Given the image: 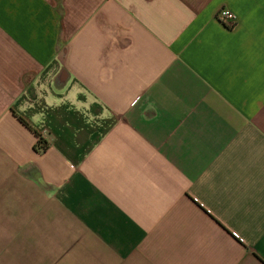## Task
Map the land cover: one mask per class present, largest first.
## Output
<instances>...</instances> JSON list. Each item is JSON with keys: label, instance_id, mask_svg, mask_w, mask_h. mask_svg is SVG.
<instances>
[{"label": "crops", "instance_id": "1", "mask_svg": "<svg viewBox=\"0 0 264 264\" xmlns=\"http://www.w3.org/2000/svg\"><path fill=\"white\" fill-rule=\"evenodd\" d=\"M0 264H264V0H0Z\"/></svg>", "mask_w": 264, "mask_h": 264}, {"label": "built area", "instance_id": "2", "mask_svg": "<svg viewBox=\"0 0 264 264\" xmlns=\"http://www.w3.org/2000/svg\"><path fill=\"white\" fill-rule=\"evenodd\" d=\"M217 19H219L220 21H230V25H233V22H234V15L229 12L227 9H223V8H220V10L217 11Z\"/></svg>", "mask_w": 264, "mask_h": 264}, {"label": "trees", "instance_id": "3", "mask_svg": "<svg viewBox=\"0 0 264 264\" xmlns=\"http://www.w3.org/2000/svg\"><path fill=\"white\" fill-rule=\"evenodd\" d=\"M24 125H26L21 119H19ZM46 148V144L43 143V141H41L40 139L37 141V146L36 149H39L41 151H44Z\"/></svg>", "mask_w": 264, "mask_h": 264}]
</instances>
